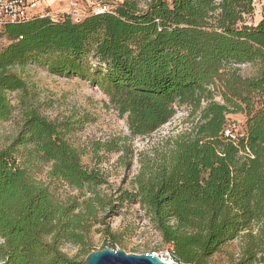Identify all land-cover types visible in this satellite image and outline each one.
<instances>
[{
    "label": "trees",
    "instance_id": "16d2710c",
    "mask_svg": "<svg viewBox=\"0 0 264 264\" xmlns=\"http://www.w3.org/2000/svg\"><path fill=\"white\" fill-rule=\"evenodd\" d=\"M255 2L106 1L103 11L89 10L80 20L67 12L57 19L36 14L0 27V120L12 116L10 92L28 93L12 68L30 63L98 86L133 137L150 136L180 107L200 114L143 163L133 189L102 194L107 177L86 169L83 152L67 139L81 121L26 108L19 133L0 144L2 262L84 264L61 246L79 245L87 257L95 251L88 239L97 225L111 240L101 250L118 249L119 232L104 219L127 203L145 209L178 261L208 264L243 235L235 264L264 262V5L255 20ZM249 66L256 73L244 75ZM237 113L245 117L241 128L231 121ZM30 146L51 164L52 179L90 195L59 200L30 172L32 160L19 150ZM104 146L124 149L117 140Z\"/></svg>",
    "mask_w": 264,
    "mask_h": 264
},
{
    "label": "rangeland",
    "instance_id": "374dc122",
    "mask_svg": "<svg viewBox=\"0 0 264 264\" xmlns=\"http://www.w3.org/2000/svg\"><path fill=\"white\" fill-rule=\"evenodd\" d=\"M106 1L113 3L122 0H82L78 6L84 16L89 10L94 11V6L103 5ZM255 1V20H259L263 13L264 0ZM45 4L50 6L49 1ZM60 4L62 6L57 7L59 12H55L58 15H62L69 8V0H62ZM81 7H84L83 10ZM2 37L0 34L1 42L4 38ZM12 71L27 81L28 93L23 91L9 93L14 109L8 120H0V144L7 146L16 137L24 122V111L29 107H35L52 120L67 118L80 120L78 129L71 132L67 139L83 152L82 163L86 169L102 172L107 177L108 183L98 188L102 194H113L118 189H133L135 177L143 163L161 154L169 139L190 129L200 117L199 112L192 113V109L183 106L166 125L150 136L133 137L126 117L121 116L109 102L108 96L88 80L77 76L55 75L48 72L45 67L32 63L25 67H14ZM255 73L254 66L243 69L244 75ZM231 121L236 122L241 128L245 123V117L239 114L231 117ZM115 140L124 149L107 151L104 145ZM101 145L103 148L98 150ZM19 150L25 158L32 160L30 166L32 175L48 184L59 200L67 202L76 197L82 200L84 194L90 195L87 189L79 190L65 182L52 179L48 173L51 164L46 163L35 152L34 146ZM106 213L107 211L100 210L99 216L103 217ZM104 220L111 222L113 230L119 232L117 239L120 243L116 247L127 253L156 255L161 254L168 246L153 227L145 209L139 204L127 203L114 213L107 214ZM98 227L100 225L93 228L88 239V244L93 250H101L111 241L102 232H96ZM243 240L242 235L224 245L209 259L208 264H235L241 257ZM61 248L77 261L86 259V254L79 245L64 243Z\"/></svg>",
    "mask_w": 264,
    "mask_h": 264
},
{
    "label": "built area",
    "instance_id": "2783aa9c",
    "mask_svg": "<svg viewBox=\"0 0 264 264\" xmlns=\"http://www.w3.org/2000/svg\"><path fill=\"white\" fill-rule=\"evenodd\" d=\"M49 0H0V27L4 26L7 23L21 22L29 17L40 14L48 15L53 19H57L60 15L55 12H52L49 6L41 7ZM82 0H69V8L65 11L68 14L72 15L75 20H80L83 17L79 9V2ZM95 12H100L105 9L104 5L94 6ZM228 132H230L228 130ZM163 261L168 263H177V264H194V263H184L178 261L174 255L173 245H168L167 248L161 253L156 254ZM264 264V262L262 263Z\"/></svg>",
    "mask_w": 264,
    "mask_h": 264
},
{
    "label": "water",
    "instance_id": "95a60500",
    "mask_svg": "<svg viewBox=\"0 0 264 264\" xmlns=\"http://www.w3.org/2000/svg\"><path fill=\"white\" fill-rule=\"evenodd\" d=\"M0 264H5L0 260ZM84 264H177L163 261L158 255L127 253L123 249L106 247L91 252Z\"/></svg>",
    "mask_w": 264,
    "mask_h": 264
},
{
    "label": "crops",
    "instance_id": "0c3cea01",
    "mask_svg": "<svg viewBox=\"0 0 264 264\" xmlns=\"http://www.w3.org/2000/svg\"><path fill=\"white\" fill-rule=\"evenodd\" d=\"M62 0H49V3H50V6H49V8L51 9H53L52 10V12L54 11V12H59L58 10H57V7L58 6H62L61 4H60V2H61ZM48 5H46V4H44L42 7H41V9H43L44 7H47ZM84 8V7H83ZM83 8L81 7V9L83 10ZM241 115V117H243L244 118V115L242 114V113H237V114H232L231 115V117H233V116H237V115Z\"/></svg>",
    "mask_w": 264,
    "mask_h": 264
}]
</instances>
